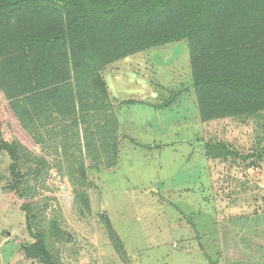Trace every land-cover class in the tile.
Returning <instances> with one entry per match:
<instances>
[{"label":"rangeland","instance_id":"obj_1","mask_svg":"<svg viewBox=\"0 0 264 264\" xmlns=\"http://www.w3.org/2000/svg\"><path fill=\"white\" fill-rule=\"evenodd\" d=\"M102 72L119 124V164L110 170L90 169L84 125L58 114L47 128L20 125L0 94V264L18 260L31 240L23 204L59 264H264V112L202 123L185 41ZM218 143L259 160L213 157L208 145ZM4 144L18 148L22 199Z\"/></svg>","mask_w":264,"mask_h":264},{"label":"trees","instance_id":"obj_2","mask_svg":"<svg viewBox=\"0 0 264 264\" xmlns=\"http://www.w3.org/2000/svg\"><path fill=\"white\" fill-rule=\"evenodd\" d=\"M180 41L188 46L202 123L264 112V0H0V94L20 125L39 121L47 128L56 114L71 117L75 128L84 125L79 150L91 170H110L119 164V124L102 71ZM3 147L16 162L12 186L22 199L18 148ZM208 151L249 165L259 160L223 143L209 144ZM84 162L80 183H87ZM21 208L31 240L21 243L12 264H59L43 234L34 233L29 207ZM103 222L112 247L127 258L110 220Z\"/></svg>","mask_w":264,"mask_h":264}]
</instances>
